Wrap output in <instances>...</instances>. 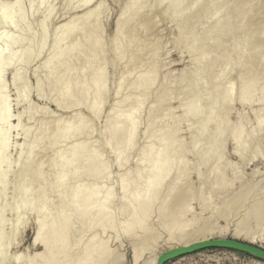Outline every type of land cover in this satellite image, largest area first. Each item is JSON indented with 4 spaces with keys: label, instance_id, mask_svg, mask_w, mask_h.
Listing matches in <instances>:
<instances>
[{
    "label": "rangeland",
    "instance_id": "rangeland-1",
    "mask_svg": "<svg viewBox=\"0 0 264 264\" xmlns=\"http://www.w3.org/2000/svg\"><path fill=\"white\" fill-rule=\"evenodd\" d=\"M11 1L13 0H0V4L13 9L16 4ZM178 1L93 0V3L101 2L97 12L99 19L90 25L94 35L80 41L78 29L76 36L72 35L63 42L60 41V50L75 43L77 46L68 61L59 65L56 74L45 80V61L53 53L51 46L55 27L74 16H78L74 18L76 26H81L83 20L79 16L93 6L68 11L67 0H46L43 8H39L36 0H21L20 6L25 14L34 12L25 23L17 21V17L13 22L17 28L23 25L22 33L15 32L14 35L19 38L22 46L31 45L33 55L27 67L18 68L24 73L28 88L25 100L20 101L17 98L16 94L21 86L12 85V69H6L2 79L5 82L3 94L10 103V125L14 126L19 122L21 128L24 127L29 133L25 136L11 130L9 136L7 157L10 167L3 193L0 186V209L5 206L1 216L4 226L2 236L0 235V244L4 245L0 247H5L4 250L0 248V251L5 253L2 252L4 256L1 253L0 264H40L36 256L44 253V248L33 245L34 242L31 241H34L36 226L45 218L46 211L56 209L58 202L53 199L54 183L50 182L46 192L52 191V197L49 195L51 199L44 201L43 206L41 203L37 205H41V208H33L32 197L35 199L37 190L40 191L44 185L32 172L36 175L35 169L38 167L42 170L38 172H44V176L51 179L53 172L50 168L48 170V161L57 152H65L69 147L67 144L71 143L68 141L67 144L58 146L47 140L46 137L54 129L53 121L58 118L81 119L88 126L91 134L80 135L74 141L86 140V150L94 149L109 166L108 180L101 185L103 191L109 188L113 191L110 210L117 229L121 226V219L117 216L121 204L118 175H121V171L127 173L132 184L135 171L139 169L140 177H134L132 184L139 187L147 175L146 162L140 160L144 154L147 156L149 147L158 146L160 142L172 143L166 157L173 162V169L162 192L179 175H183L182 182L168 202V208L174 209L178 202L188 201V218L195 220L186 234L170 238L168 232L163 230L161 220L156 218L158 211L155 207L148 223V231L138 234L136 239H130L122 233L116 238L111 230L105 233L96 230L81 237L80 222L72 217V224L69 222L70 227L72 226L70 244L78 241L81 247L93 234L99 240H107L113 255L107 264H134L133 249L140 253L138 264H144L156 261L166 251L217 239H233L264 250V0ZM235 3L240 4L236 6ZM16 9L15 6L13 12ZM50 9L53 19L48 21L50 23L46 28V41L40 48L42 16ZM123 19L128 20L121 25ZM243 21L245 28L241 26ZM215 24L222 28L218 35L213 31ZM119 25L122 28L118 34ZM223 30H226L225 33H222ZM99 68L105 71L106 94L98 118L91 120L86 107L66 109L70 102H62L60 106H56L59 83L66 71L70 72L71 89L90 83ZM204 71L205 76L195 84V76ZM123 74V88L119 97L129 92V86L135 80L139 81L151 75L154 78L148 88L142 86L134 91L133 99L122 109L126 112L145 94V101L138 111V131L134 146L127 153V162L119 169L109 151L108 142L114 144L116 140H109L107 115L110 108L117 103L114 92ZM253 77H257V82L250 85L247 99L244 100L240 98L241 89ZM37 80L41 81V85L36 89ZM204 87L206 91L199 100V92ZM228 89L232 94L230 99H225ZM215 92H218V96L214 99ZM166 96L169 100L164 102ZM195 98H198L195 102L197 112L184 116L186 105ZM210 102H214V107L209 110ZM199 108L203 110L200 111L201 114ZM151 109H155L157 113H152ZM28 112L33 113L31 118ZM260 121L261 127L258 126ZM236 126L241 129L240 141L246 138L248 142L242 155L236 153ZM35 143L36 154L29 156L28 150ZM18 150L21 151L19 158L16 156ZM27 158L30 170L22 177L21 165ZM217 166L221 169L220 173L215 170ZM218 174L223 176V185L220 189H212ZM80 180L87 184L92 182L85 176ZM71 183L73 182L67 187ZM27 186L29 189L23 191ZM19 201L16 211L13 208ZM30 243L35 247H30ZM166 264L264 262L241 252L208 248Z\"/></svg>",
    "mask_w": 264,
    "mask_h": 264
},
{
    "label": "bare ground",
    "instance_id": "bare-ground-1",
    "mask_svg": "<svg viewBox=\"0 0 264 264\" xmlns=\"http://www.w3.org/2000/svg\"><path fill=\"white\" fill-rule=\"evenodd\" d=\"M36 1L39 8H43L46 3V0ZM92 1L93 0H67L66 9L68 11H73L75 9H87L86 7L89 6L93 7H90V9L88 8L89 11L84 10V15L82 13V15L79 16L83 20L82 24H80L81 26H76L74 18H78V16H74V18L72 17L73 21L72 19H67V22L64 21L65 23H60L61 25L59 24V26H56L57 28L55 27L54 39L51 46L53 53H50L51 57L49 56L45 61L44 68L47 69V72L44 76L45 80L50 79L56 74V71L60 68L59 65L68 61L74 48L77 46V43H75L67 45L65 48L60 50L61 48H59V44L63 42L66 37L69 38L72 35L76 36V31L78 29L79 32H77L80 41L87 40L94 35L90 25L99 19L97 12L100 8L99 6H101V2H98L99 4L96 2L97 5H94L96 3H93ZM179 1L183 2L182 0ZM233 1L239 2L240 0ZM11 2H15L13 4H16L15 6L17 9L14 12L13 9L15 6L13 9H11L9 6L0 4V186L2 193L5 190V181L8 177L10 167L7 151L10 145L9 136L11 130L18 131L21 135L25 136H27L29 133V131L24 127L21 128L19 122L14 126L10 125L12 115L9 99L5 94H3L5 90V82L2 79V74L4 71H7L6 69H12V85L14 87H18L19 85L21 86V89L17 91L16 95L20 101H24V98L28 92V88L24 73H21L18 68L27 67L30 61L33 59L31 45L28 44L26 46H22L19 42V38L14 35L15 32L22 33L21 28H23V25L21 24L17 28L13 22H15L17 17V21L19 20V22L21 21L22 23H25L28 18H31L32 15H34V12L25 14L23 7L20 6L21 0H13ZM212 3H214V1ZM13 4L11 6H13ZM243 9H246V7ZM51 12L52 9L46 10L44 16H42V23L40 22L42 24H40L41 29L39 32V38L41 41L40 48H42L44 42L46 41V28L47 24L50 23L48 21L53 19L51 17ZM127 20L128 19H123L120 24L124 25ZM244 21L243 25L241 26H244L245 28ZM121 25H119V28L117 26L118 34L122 28ZM221 29L222 28H220L218 24H215L213 28L214 34L218 35V32L221 33ZM225 31L223 30L222 33H225ZM32 37L33 36H30V38ZM114 48L116 49L115 46ZM132 64H134V62H132ZM205 74L206 71L195 76L194 83L196 84L200 82ZM124 76L125 75L123 74L120 77L114 92L115 97H117V103L110 108L108 112L109 115H107L109 140H116L114 144H110L108 141L107 142L108 145H110L109 151L113 154L115 164L117 165L116 167H119V169L127 162V153L134 146L136 133L138 131V111L145 101V94L142 95L139 101L131 105L129 110L126 112H123L122 109L133 99L134 91L142 86L148 88L152 84L154 78V75H151L139 81L135 80L130 84L129 92L124 96L119 97L123 88ZM63 77L64 78L59 83V92L55 100V103L57 104L56 106H60V103L62 102H70L66 109L70 110V108L77 109L79 107H86L85 109H87L90 113L91 120L98 118L101 113L103 100L106 94L104 86L106 76L104 69L99 68V71L94 74L90 83H83L71 89L69 87L70 72L66 71ZM254 82H257V77H253L250 81H247L243 85L240 98L244 100L247 99L250 85ZM40 85L41 81L37 80L35 88H40ZM204 91H206L205 87L202 88L201 92H199V100L200 98L202 99ZM22 93L23 95L25 93V95L23 96ZM231 94L232 92L230 89H228L225 92V99H230ZM89 96L91 97L89 98ZM217 96L218 92H215L214 99ZM168 100L169 97L166 96L164 98V102H167ZM197 100L198 98H195L186 105L184 116H188L197 112L195 103ZM209 104L210 105L208 109L210 110L211 107H214V102H210ZM200 111L203 110L199 108V114L202 113ZM151 112L157 113L155 109H151ZM28 116L31 118L33 113L28 112ZM53 122L54 129L52 133L54 134H49L50 136L48 135V137H46L47 140L51 142V144L58 146L61 144L65 145V143H68V141H71V143L70 145H68L69 143H66L69 147L66 148L65 152L63 150L59 151L60 153L57 152V156L55 155L53 159L48 161L50 163L48 164V170L50 168V170L53 172L51 179L49 176V179L44 176V172H38L41 170L38 167L35 169V171H37L36 175L34 171L32 172L34 177L38 176L37 178L43 181L42 184L44 185L42 188H40V191L37 190L38 193L36 192L37 194H35L36 198L33 199L32 197V206H34L33 208H35L40 203L43 206L46 201L48 202V200L51 199L52 191L51 193L49 190L46 192V189L49 188L48 185L51 184L50 182H52V184L54 183L53 199L55 198L54 200H57L58 202L56 209L54 208L46 211L47 214L45 215V218L41 219V222H39L37 225L38 227L36 226L37 230L35 229L36 233L33 238L34 241H31L32 243L34 242L33 245H41L40 248L42 249V246L44 248L42 251L44 253L39 254V256L41 255L40 257L36 256V258H39L37 259L40 264H107L110 260H112L113 255L108 241L97 239L95 234L87 238L81 247H79L78 241L73 244L69 243V236L72 229V226L70 227L69 222L72 224V217L76 218L77 221L79 220L80 222L79 234L81 237H83L88 232L96 230L98 232L100 231V233H105L107 230H111L117 236H115L116 238H118V236L122 233V235L127 236L130 239H136L138 234H145L148 231V223L152 217L153 210L156 207V210L158 211L156 218L161 220L162 228L168 232L170 238L173 236L181 237L189 231L195 220H193V218H188L190 211L188 201L178 202L174 209L168 208V202L172 199L175 191H177V187L179 186L180 182H182L183 175H179L175 179L176 181L174 180L175 182L165 188V190L162 192V189L166 183L165 181L173 169V162L169 161L166 157L171 150L172 143L160 142L157 144L158 146L155 145V147L151 146L148 148L147 156L145 157L144 154L140 160V162H146L145 168L147 175L144 182H142L139 187H134L132 185L134 182V177H136V179L140 177L139 169H136L135 171L132 184L130 183L131 179L127 173L125 174V172L122 171L119 173L121 174L118 175V181L120 182L121 190V204L117 212V216L121 219V226L117 229L114 222L112 221V212L110 210V206L114 198L113 191L110 188L103 191L101 185V183L108 180L109 166L101 159V155L98 154L94 149H92V151L86 150V140H84L85 142L83 140H81L82 142L74 141V139L80 137V135L82 136L85 134L89 136L91 134L88 126L81 119L76 118L70 120H60V118H58ZM261 125L262 121L258 122V126L261 127ZM149 126L150 125H148V128ZM235 132L236 134L234 136L238 147V149L236 148V153H238V155H242L245 149V144L248 142L246 138L242 142L240 141L239 137L241 135V129L237 126L235 127ZM248 137L249 136H247V138ZM42 140L38 141L42 143ZM35 147H37L36 143L31 145L28 150L29 156H34L36 154ZM20 154L21 151L18 150L16 156L19 158ZM28 159L29 158H27L21 165L22 169L20 170V176L22 177H24V175L30 170ZM2 167L5 169H2ZM215 170H217L218 173L221 172V169L218 166L215 167ZM47 172L45 174H48ZM84 176L91 179L92 182L88 184L84 182L82 183L80 178ZM37 178L34 179L37 180ZM68 182L73 183H71V186L69 185L67 187L69 184ZM222 185L223 176L222 174H218L212 189H220ZM28 189L29 186L24 187L23 191L26 192ZM161 192L162 195L159 198ZM160 199L162 200L158 204L157 202ZM19 203L20 201L16 203L15 207L13 208L14 210L17 211ZM203 203L204 202H202V205ZM40 206H37V209H39L38 207ZM4 208L5 206L1 207L0 209L1 236L4 226L2 220L3 218L1 216H3L2 213H4ZM14 210H12V212H14ZM16 211L14 212L15 214ZM32 243H30V245ZM1 245L3 244H0V246ZM33 245L30 247L36 246ZM0 248L4 250L5 247ZM3 250L0 251V259L2 258V255L4 256L2 252L5 253V251ZM132 253L134 264L140 263V253L136 249H133ZM155 262L156 261H149L147 263L144 262V264H154Z\"/></svg>",
    "mask_w": 264,
    "mask_h": 264
},
{
    "label": "water",
    "instance_id": "water-1",
    "mask_svg": "<svg viewBox=\"0 0 264 264\" xmlns=\"http://www.w3.org/2000/svg\"><path fill=\"white\" fill-rule=\"evenodd\" d=\"M208 248H223L229 249L237 252H241L244 254H248L258 260L264 262V250L252 246L250 244H246L243 242H239L233 239H217L205 242H197L190 244L188 246L175 248L169 251L164 252L160 256H158L156 262L154 264H166L169 261L174 259L195 253L200 250L208 249Z\"/></svg>",
    "mask_w": 264,
    "mask_h": 264
}]
</instances>
